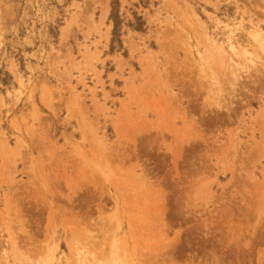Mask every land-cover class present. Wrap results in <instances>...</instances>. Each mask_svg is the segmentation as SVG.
Listing matches in <instances>:
<instances>
[{
    "label": "rangeland",
    "instance_id": "1",
    "mask_svg": "<svg viewBox=\"0 0 264 264\" xmlns=\"http://www.w3.org/2000/svg\"><path fill=\"white\" fill-rule=\"evenodd\" d=\"M110 2L0 0V264H264V0Z\"/></svg>",
    "mask_w": 264,
    "mask_h": 264
},
{
    "label": "trees",
    "instance_id": "2",
    "mask_svg": "<svg viewBox=\"0 0 264 264\" xmlns=\"http://www.w3.org/2000/svg\"><path fill=\"white\" fill-rule=\"evenodd\" d=\"M118 6L119 2L118 0H111L110 2V13H109V20L112 21V36L113 38L118 36L119 31V25H120V19L118 16ZM134 30H141L143 26V22L140 17L135 18V23L133 25ZM112 45V44H111Z\"/></svg>",
    "mask_w": 264,
    "mask_h": 264
},
{
    "label": "bare ground",
    "instance_id": "3",
    "mask_svg": "<svg viewBox=\"0 0 264 264\" xmlns=\"http://www.w3.org/2000/svg\"><path fill=\"white\" fill-rule=\"evenodd\" d=\"M106 10H107V9H106ZM106 10L104 9V11H106ZM102 13H103V12H102ZM104 13H105V12H104ZM104 13H103V14H104ZM261 47H262V49H263V51H264V46L261 45ZM244 59H246V58H244ZM244 61H245V60H244ZM248 62L251 63L250 66L253 64V61H252L251 59H247V63H246V62H244V63L249 64ZM235 64H236V63H235ZM246 64H245V65H246ZM232 65H233V64H232ZM230 66H231V65H230ZM231 67H232V66H231ZM233 67L235 68V66H233ZM246 68H247V66H246ZM235 69H236V68H235ZM241 69H242V68L239 67V69H238V70L236 69V71L239 72V70H241ZM231 71H233V69H231ZM236 71H235V72H236ZM232 74H233V73H232ZM232 76H233V75H232ZM234 80H235V78H234ZM233 83H234V82H233ZM235 83H236V82H235ZM229 85H230V84H229ZM231 85H232V84H231ZM229 87H230V86H229ZM232 91H233V90H232ZM217 103H218V102H217ZM215 106H216V105H215ZM219 106H220V105H219ZM16 222H17V221H16ZM15 226H16V225H15ZM13 227H14V224H13ZM7 228H8V227H7ZM7 231H9V233L11 232V231L8 230V229H7ZM9 233H8V234H9ZM13 233H14V231L12 232V235L14 236L15 233H14V234H13ZM10 234H11V233H10ZM15 235H16V234H15ZM13 238H15V237H13ZM13 238L11 239V241L13 240ZM21 239H22V238H21ZM13 241H14V240H13ZM13 241H12V243H13ZM0 243H1V242H0ZM22 243H23V242H22ZM13 244H14V243H13ZM17 244H18V243H17ZM15 245H16V244H15ZM19 248H20V247H19ZM16 249H17V248H16ZM17 250H18V249H17ZM81 253H82V252H81ZM14 254H15V253H14ZM77 254H78V253H77ZM83 254H84V256H85V254H88V253H83ZM81 255H82V254H81ZM78 256H79V255H78ZM86 256H87V255H86ZM111 256H112V255H111ZM48 257H49V256H48ZM79 257L81 258V256H79ZM79 257H78V258H79ZM47 259H48V258H47ZM81 259H82V258H81ZM93 259H94V258H93ZM42 260H43V259H42ZM83 260H84V259H83ZM83 260H82V261H83ZM85 260H86L85 263L88 262L87 259H85ZM46 261H47V260H46ZM48 261H49V259H48ZM93 261H94V260H93ZM115 261H117V260H115ZM119 261H120V260H119ZM119 261H118V263H119V264H122V263H120ZM94 262H95V261H94ZM94 262H92V264H93ZM43 263L46 264V262H42V264H43ZM90 263H91V261H90L88 264H90ZM96 263H97V262H95V264H96ZM112 263H113V264H116V263H114V262H111V264H112ZM35 264H38V263H35Z\"/></svg>",
    "mask_w": 264,
    "mask_h": 264
}]
</instances>
